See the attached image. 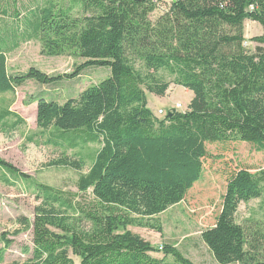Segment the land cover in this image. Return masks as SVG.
<instances>
[{"label": "trees", "instance_id": "trees-1", "mask_svg": "<svg viewBox=\"0 0 264 264\" xmlns=\"http://www.w3.org/2000/svg\"><path fill=\"white\" fill-rule=\"evenodd\" d=\"M65 1L46 2L23 21L19 0H0V93L28 81L53 85L89 68L109 69V78L63 104L35 99L43 132L54 130L71 147L101 148L77 194L38 186L34 221L21 218L13 233L33 230V248H24L30 259L12 264H168V258L195 264L176 246L155 248L127 228L184 200L202 178L208 144L246 143L264 151V0H171L156 21L151 16L165 0ZM78 6L81 17L74 16ZM248 21L263 29L251 39L255 50L245 47ZM32 35L44 54L85 62L57 77L35 68L10 74L7 55ZM171 84L193 98L186 111L159 118L147 94L164 98ZM8 116L15 115L5 112L0 122ZM54 165L82 167L67 158ZM0 169L27 177L1 159ZM261 198L264 170L231 174L217 222L201 235L217 264H264V225L246 229L236 219L243 203ZM0 242L5 249L14 244L8 234Z\"/></svg>", "mask_w": 264, "mask_h": 264}, {"label": "rangeland", "instance_id": "rangeland-1", "mask_svg": "<svg viewBox=\"0 0 264 264\" xmlns=\"http://www.w3.org/2000/svg\"><path fill=\"white\" fill-rule=\"evenodd\" d=\"M50 1L52 0L37 2L19 0L23 21L30 15L29 12L38 9L37 7H44L46 2ZM67 1L65 3L70 6V0ZM171 3V0L158 3L157 10L151 16L152 20L156 21L163 16ZM82 15L80 7H76L74 16ZM7 22L11 24L10 21ZM1 25L0 23V28ZM19 30L20 33L25 32L24 23L20 24ZM262 34L263 29L259 24L247 22L245 47L255 50L257 45L252 43L251 39ZM84 62L72 55L44 54L41 41L34 35L7 55L8 71L12 75H23L35 68L49 76H63L72 74ZM110 75L109 69L89 68L73 81L63 80L53 85L28 81L14 92L0 93V116L5 112L15 115L8 116L0 122V159L27 176L17 177L0 169V237L8 234L14 240V244L6 249L0 242V252L5 250L0 264L24 263L30 259V255L24 253V248H33V230L24 231L19 236H13V233L21 228L18 224L21 218L34 221L36 207L41 202L38 199V186L52 187L65 194H77L80 176L89 172L101 148L99 143H81L71 147L59 139L58 133L54 130L43 132L37 126L35 99L45 97L63 104L71 98H77L84 90L99 84ZM162 76L166 81L173 82L169 75ZM192 95V92L171 84L164 98L150 93L147 94V98L149 108L154 114L164 118L166 114L176 110L177 105L182 107L177 109L178 111H186ZM161 110L164 112L163 115L159 114ZM207 149L209 158L205 161L202 178L182 202L158 216L144 219L143 226L134 225L127 228L155 248L166 244L176 246L195 264H217L209 248L202 241L201 235L217 222L231 174L243 168L249 169L252 173L264 170V151L259 152L252 145L208 144ZM66 158L71 162H79L82 165L81 169L54 165ZM236 219L246 229L264 225V198L243 203ZM158 229H161L162 233H159ZM152 256L164 258L160 253H153ZM75 260L79 263V260ZM168 264L176 263L173 258H168Z\"/></svg>", "mask_w": 264, "mask_h": 264}, {"label": "built area", "instance_id": "built-area-1", "mask_svg": "<svg viewBox=\"0 0 264 264\" xmlns=\"http://www.w3.org/2000/svg\"><path fill=\"white\" fill-rule=\"evenodd\" d=\"M246 45H247V44L245 43V46H246ZM181 108H182V107H181L180 105H177V106H176V110H177V109H181ZM159 114H160V115H163L164 112L161 110V111H159Z\"/></svg>", "mask_w": 264, "mask_h": 264}, {"label": "water", "instance_id": "water-1", "mask_svg": "<svg viewBox=\"0 0 264 264\" xmlns=\"http://www.w3.org/2000/svg\"><path fill=\"white\" fill-rule=\"evenodd\" d=\"M176 111H177V110L174 109V110L171 111L168 115L171 116L170 114H173V113H175Z\"/></svg>", "mask_w": 264, "mask_h": 264}, {"label": "crops", "instance_id": "crops-1", "mask_svg": "<svg viewBox=\"0 0 264 264\" xmlns=\"http://www.w3.org/2000/svg\"><path fill=\"white\" fill-rule=\"evenodd\" d=\"M248 23H251V24H256V23H253V22H249V21H248ZM246 25H247V22H246L245 26H246ZM192 98H193V95H192Z\"/></svg>", "mask_w": 264, "mask_h": 264}]
</instances>
